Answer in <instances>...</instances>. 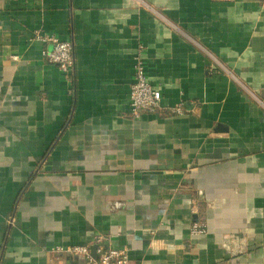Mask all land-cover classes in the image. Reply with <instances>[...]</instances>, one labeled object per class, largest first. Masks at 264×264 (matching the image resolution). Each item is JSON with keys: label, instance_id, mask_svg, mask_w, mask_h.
Masks as SVG:
<instances>
[{"label": "crops", "instance_id": "obj_1", "mask_svg": "<svg viewBox=\"0 0 264 264\" xmlns=\"http://www.w3.org/2000/svg\"><path fill=\"white\" fill-rule=\"evenodd\" d=\"M138 59L161 103L133 118ZM84 245L264 264V0H0V264Z\"/></svg>", "mask_w": 264, "mask_h": 264}, {"label": "built area", "instance_id": "obj_2", "mask_svg": "<svg viewBox=\"0 0 264 264\" xmlns=\"http://www.w3.org/2000/svg\"><path fill=\"white\" fill-rule=\"evenodd\" d=\"M38 39L49 45V48L42 50L43 59L47 63L56 66L64 78L72 79L75 71L72 44L58 41L53 36L38 37ZM160 103L161 94L147 81L142 61L138 59L134 66V80L130 87V114L133 118H137L141 114H154L160 109ZM192 233H203V229L199 225H194ZM57 252L82 257L86 264H138L129 259L126 250L104 248L102 246L96 249V259L91 257L89 246L86 245L58 249Z\"/></svg>", "mask_w": 264, "mask_h": 264}, {"label": "water", "instance_id": "obj_3", "mask_svg": "<svg viewBox=\"0 0 264 264\" xmlns=\"http://www.w3.org/2000/svg\"><path fill=\"white\" fill-rule=\"evenodd\" d=\"M104 248H107V247H104ZM96 249H97V246L94 245L90 248V255L93 259H96L97 258V255H96Z\"/></svg>", "mask_w": 264, "mask_h": 264}]
</instances>
